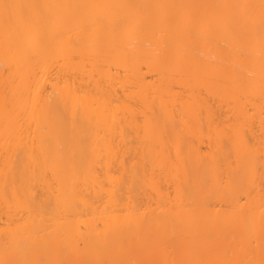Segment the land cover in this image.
Returning a JSON list of instances; mask_svg holds the SVG:
<instances>
[{"label":"bare ground","instance_id":"obj_1","mask_svg":"<svg viewBox=\"0 0 264 264\" xmlns=\"http://www.w3.org/2000/svg\"><path fill=\"white\" fill-rule=\"evenodd\" d=\"M261 5L0 0V262L261 264Z\"/></svg>","mask_w":264,"mask_h":264},{"label":"snow or ice","instance_id":"obj_2","mask_svg":"<svg viewBox=\"0 0 264 264\" xmlns=\"http://www.w3.org/2000/svg\"><path fill=\"white\" fill-rule=\"evenodd\" d=\"M3 7L5 10L4 22H5V26L7 28V27L11 26L15 22V19L17 18V17H14V15L10 12V10L19 9V8L24 7V6L5 4V5H3ZM261 10H262V17H264V0H262ZM0 264H30V262L15 260V261H2V262H0ZM261 264H264V261H261Z\"/></svg>","mask_w":264,"mask_h":264}]
</instances>
